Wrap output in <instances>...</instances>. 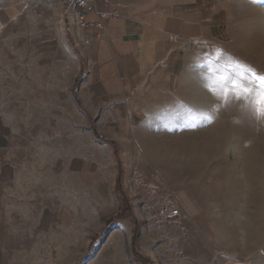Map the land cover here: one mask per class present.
Listing matches in <instances>:
<instances>
[{
  "label": "rangeland",
  "instance_id": "1",
  "mask_svg": "<svg viewBox=\"0 0 264 264\" xmlns=\"http://www.w3.org/2000/svg\"><path fill=\"white\" fill-rule=\"evenodd\" d=\"M208 1L207 36L106 98L58 0H0V264H264V123L205 86L218 49L264 74V0Z\"/></svg>",
  "mask_w": 264,
  "mask_h": 264
},
{
  "label": "crops",
  "instance_id": "2",
  "mask_svg": "<svg viewBox=\"0 0 264 264\" xmlns=\"http://www.w3.org/2000/svg\"><path fill=\"white\" fill-rule=\"evenodd\" d=\"M208 0H97L88 27L75 29L86 45V84L106 98L124 97L144 83L170 40L208 34ZM115 12L116 16L101 17ZM98 21L102 28L94 27ZM214 33V32H213Z\"/></svg>",
  "mask_w": 264,
  "mask_h": 264
},
{
  "label": "snow or ice",
  "instance_id": "3",
  "mask_svg": "<svg viewBox=\"0 0 264 264\" xmlns=\"http://www.w3.org/2000/svg\"><path fill=\"white\" fill-rule=\"evenodd\" d=\"M217 51L220 56L207 64L209 73L205 77L207 81L205 86L225 104L232 100L242 101L245 109L255 119L264 123V74L258 73L250 65L243 64L235 58H232V65H235V68L225 73L219 67H214L224 55L223 50ZM232 65L226 67L231 68ZM190 115L193 122L197 119L209 123L212 121V116L206 112Z\"/></svg>",
  "mask_w": 264,
  "mask_h": 264
},
{
  "label": "built area",
  "instance_id": "4",
  "mask_svg": "<svg viewBox=\"0 0 264 264\" xmlns=\"http://www.w3.org/2000/svg\"><path fill=\"white\" fill-rule=\"evenodd\" d=\"M97 0H58L61 7V18L64 23H68L75 29L85 30L88 27L87 16L93 10V4ZM104 4L110 5V0H101ZM116 16L115 12L103 14L101 17ZM94 27L102 28L100 21L94 24ZM157 216L164 222H177L182 218L181 206L177 201L170 205L160 206L157 210Z\"/></svg>",
  "mask_w": 264,
  "mask_h": 264
}]
</instances>
